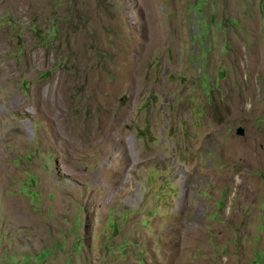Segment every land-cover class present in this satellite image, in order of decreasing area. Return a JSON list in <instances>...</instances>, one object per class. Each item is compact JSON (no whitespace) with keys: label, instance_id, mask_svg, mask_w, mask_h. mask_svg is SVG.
<instances>
[{"label":"rangeland","instance_id":"374dc122","mask_svg":"<svg viewBox=\"0 0 264 264\" xmlns=\"http://www.w3.org/2000/svg\"><path fill=\"white\" fill-rule=\"evenodd\" d=\"M0 151V264H264V0H0Z\"/></svg>","mask_w":264,"mask_h":264},{"label":"bare ground","instance_id":"6f19581e","mask_svg":"<svg viewBox=\"0 0 264 264\" xmlns=\"http://www.w3.org/2000/svg\"><path fill=\"white\" fill-rule=\"evenodd\" d=\"M51 87H52V86H51ZM54 101H55V100H54ZM57 110H58V109H57ZM59 110H60V109H59ZM61 110H62V109H61ZM69 126H70V124H69ZM65 127H67V126H65ZM72 128H73V127H72ZM72 128H71V129H72ZM74 128H75V127H74ZM95 129H97V128H95ZM95 129H94V130H95ZM8 130H9V129H8ZM65 130H66V129H65ZM9 131H10V130H9ZM95 131H97V130H95ZM99 131H100V130H99ZM66 133H67V132H66ZM95 133H96V132H95ZM91 136H92V139H93V138H94L93 135H91ZM103 136H104V135H103ZM110 137H111V136H110ZM115 139H116V138H115ZM95 140H97V139H95ZM111 140H113V139H111ZM61 142H62V141H61ZM111 142H112V141H111ZM64 143H65V142H64ZM116 143H117V142H116ZM99 144H100V143H99ZM60 145H62V144H60ZM60 145H59V146H60ZM65 145H66V144H65ZM101 145H102V144H100V146H101ZM110 145H111V144H110ZM104 146H105V145H104ZM62 147H63V146H62ZM81 147H82V146H81ZM98 147H99V145H98ZM98 147H97V148H98ZM60 148H61V147H60ZM95 148H96V147H95ZM99 149H100V148H99ZM73 150H74V149H73ZM75 150H77V149H75ZM0 152H1V151H0ZM70 152H71V151H70ZM84 152H87V150L84 149ZM91 152H92V151H91ZM91 152H90V153H91ZM90 153H88V154H90ZM92 153H93V152H92ZM101 153H102V151L100 150V154H101ZM78 154H79V153H78ZM70 157H71V156H70ZM76 158H77V157H76Z\"/></svg>","mask_w":264,"mask_h":264},{"label":"trees","instance_id":"16d2710c","mask_svg":"<svg viewBox=\"0 0 264 264\" xmlns=\"http://www.w3.org/2000/svg\"><path fill=\"white\" fill-rule=\"evenodd\" d=\"M206 27H208V26H206ZM206 31V33H207V30H205Z\"/></svg>","mask_w":264,"mask_h":264}]
</instances>
